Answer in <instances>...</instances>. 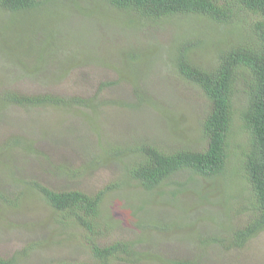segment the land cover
Masks as SVG:
<instances>
[{
    "label": "rangeland",
    "instance_id": "374dc122",
    "mask_svg": "<svg viewBox=\"0 0 264 264\" xmlns=\"http://www.w3.org/2000/svg\"><path fill=\"white\" fill-rule=\"evenodd\" d=\"M101 1L91 5L50 0L22 10L19 19L6 26L0 21V162L7 165L4 173L0 164V193L15 196L18 203L11 210L0 198V257L11 264H67L89 258L84 230L46 205L34 185L38 183L55 191L78 189L94 194L104 190L100 221L106 227L100 226L102 234L95 241L103 245L139 239L138 251L160 256L158 262L139 264L187 260L194 264H264V229L241 248L216 241L217 236L228 235L229 224L233 228L246 224L242 214H246L250 194L242 178L238 182L227 178L220 184L214 183L215 178L179 171L173 178L180 183V191L173 197L168 190L177 185L160 184L146 191L131 179L123 167L129 161L127 155L102 160L99 146L106 141L99 138H121L134 128L141 133L157 131L150 128L153 121L163 126L158 135L163 137V149L201 147L195 124L205 103L201 92L181 79L170 60L180 43L177 27L154 25L138 17L134 9L126 10L129 21L124 16L116 23L113 8L105 6L108 13L99 9ZM116 11L122 14L123 10ZM171 20L170 24L176 22L179 27L182 21L195 23L189 16ZM14 25H22L21 30L14 28L9 33ZM199 35L192 29L184 31V38ZM193 54L198 62L212 60L209 48ZM46 83L50 87L41 89ZM8 91L50 92L83 100L95 97L97 103L91 102L88 110L80 107L74 114L73 108L42 104L27 110L3 100ZM140 91L154 96L173 115L160 116L157 107L144 103L132 111L126 105H132ZM242 102L239 96L237 106ZM167 122L175 126L165 127ZM238 126L235 116L232 133L241 141ZM23 140L31 142L30 148L22 147ZM230 156L229 165L235 166V154ZM117 180L122 181L114 186ZM217 198H225L223 208L216 204ZM188 214H193L190 221L185 219ZM222 215L228 221H222ZM7 221L15 226L7 228ZM221 222L226 233L216 226Z\"/></svg>",
    "mask_w": 264,
    "mask_h": 264
},
{
    "label": "trees",
    "instance_id": "16d2710c",
    "mask_svg": "<svg viewBox=\"0 0 264 264\" xmlns=\"http://www.w3.org/2000/svg\"><path fill=\"white\" fill-rule=\"evenodd\" d=\"M48 1L50 0H0V21L6 26L9 22L19 19L18 14L23 13L22 10H30ZM68 1L99 5V0ZM102 1L99 9L108 13L109 8L105 6L113 8L116 15L112 19L116 23L125 19L124 16L128 19L129 13L126 10L134 9L138 17L151 21L154 25L163 23L166 26L177 27L180 43L170 56V60L181 79L201 92L205 103V108L195 124L196 133L200 137L198 140L202 139L201 147L163 149L161 147L163 137H158L159 132L163 131V126L153 121L150 128L153 126L157 131L152 128L147 133H141L134 128L121 138L112 140L99 138L100 141H106L99 146L103 153L102 160L107 161L111 156L127 155L129 161L123 164V167L131 179L136 180L146 191L153 190L160 184L177 185L168 190V194L173 197L180 191L178 189L180 183L173 178L179 171L215 178L214 183L220 184L227 178H233L236 182L242 178V184L248 187L250 194L246 214H242L246 215L244 218L246 224L243 227L239 226L240 228H233L231 223V226L229 224L227 227L230 231L226 237H216L217 243H224V246L230 248H241L258 231L264 229V0ZM76 3H73L74 6ZM116 10H123L122 14ZM185 16L195 18V23L182 21V27L176 22L170 24L173 21L171 19H182ZM133 22V19L130 20V23ZM14 28L15 32H18L22 25H14L9 33L14 32ZM2 29L3 27L0 28ZM191 29L200 35L184 38V31L188 33ZM204 48H209L212 60L198 62V57L193 58V53ZM45 86L50 87V84L46 83L41 89H45ZM143 94L144 91L136 93L134 103L126 106L133 111L139 108L138 103H144L148 107H157L161 111L158 113L160 116L173 115L172 110L163 106L154 96ZM239 96L243 98V102L237 106ZM2 99L20 107H27V110L41 104L73 108L71 110L73 114L80 107H87L85 109L88 110L91 109V102L97 103L95 97L83 100L77 97H61L57 94L55 96L50 92L28 95L8 91L4 92ZM189 106L191 110V105ZM203 107L204 105L197 106V109ZM235 116L239 118L237 131L242 137L241 141L232 133ZM169 125L171 123L167 122L165 127ZM173 126L175 124L171 125ZM22 142L25 149L32 145L25 140ZM9 145L8 143L6 150H9ZM231 154H235L237 160L235 166L229 165ZM0 164L6 173L7 165L1 162ZM121 181L117 180L113 185L118 186ZM34 185L41 192L47 206L65 216L64 219L78 223V227L84 230L89 258L79 262L70 261L67 264H113L116 261L123 264H139L145 260L160 261L157 254L137 250L139 239L114 240L103 245L96 243L95 240L102 234L100 226L106 227V222L100 221L103 219L100 205L104 201V190L87 194L78 189L55 191L38 183ZM222 187H225L224 184ZM1 197L7 208L12 210L18 206L15 196H4L0 193ZM215 202L223 208L221 205L225 204V198H217ZM1 208L4 210L5 207ZM190 216L193 218V214H188L185 219L190 221ZM224 218L228 221L222 215V221ZM7 222V228L14 225ZM216 226L226 233L222 222ZM199 242L203 243V240ZM23 250L26 252L27 248ZM0 264L11 262L0 257ZM179 264L194 263L187 260Z\"/></svg>",
    "mask_w": 264,
    "mask_h": 264
}]
</instances>
